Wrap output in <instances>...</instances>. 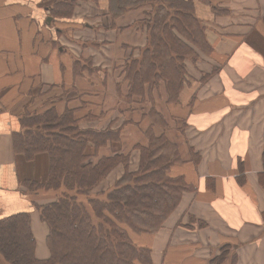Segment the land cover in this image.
Listing matches in <instances>:
<instances>
[{
  "label": "crops",
  "instance_id": "obj_1",
  "mask_svg": "<svg viewBox=\"0 0 264 264\" xmlns=\"http://www.w3.org/2000/svg\"><path fill=\"white\" fill-rule=\"evenodd\" d=\"M113 1L0 0V219L30 214L36 258L50 256L49 228L38 207L55 197L36 193L28 185L47 182L50 159L42 153L29 160L14 147L27 114H70L82 131L118 134L102 147L89 148L94 164L115 155L125 159L96 188L99 193L127 172L139 170L140 148L149 143L148 128L154 129L158 120L173 125L191 117L195 110L189 111V103L195 92L205 97L206 87L220 93L229 87L235 122L228 132L214 131L228 133L226 155L235 159L242 174H234L233 165L225 169L228 177L217 162L205 165L203 158L184 161L182 145L184 162L173 164L168 175L193 188L183 198L192 195V204L202 209L195 213L200 214L197 220L206 223L196 229H185L182 223L183 229H178L171 217L157 233L130 231V238L151 251L152 264H264V0H182L208 28L205 37L213 53L203 61L214 64L218 73L197 91L188 81L181 88L180 104L170 103L173 98L164 81L145 95L131 96L126 67L140 61L148 47L152 14L143 7L116 14ZM223 57L228 62L223 63ZM226 70L229 78L222 77ZM153 85L156 82L144 86ZM146 97L151 99L148 107L143 104ZM222 100V95H215L209 102ZM150 106L161 115H148ZM201 111L205 116L207 109ZM157 127V134L171 141L184 135L176 127L168 132L167 125L165 132ZM234 141L237 148L243 145L241 153L232 151ZM213 158L216 161L217 154ZM4 263L9 264L0 254V264Z\"/></svg>",
  "mask_w": 264,
  "mask_h": 264
},
{
  "label": "trees",
  "instance_id": "obj_2",
  "mask_svg": "<svg viewBox=\"0 0 264 264\" xmlns=\"http://www.w3.org/2000/svg\"><path fill=\"white\" fill-rule=\"evenodd\" d=\"M152 3L153 0L138 2L135 7ZM153 11L147 23L148 47L137 61L133 76L127 75L132 84L130 94L136 92L135 88L143 89L145 83L156 82L154 87L164 81L172 99L178 96L184 81L182 59L193 53L180 35H187L189 41L191 36L195 38L192 29L199 22L182 0H172L168 6ZM21 121L23 130L14 139L16 151L29 160L42 153L50 159L47 182L28 184L36 193L48 192L55 197L52 203L38 207L42 222L49 228L50 256L46 260L36 258L31 216L22 213L0 219V254L6 261L152 264L151 251L137 247L129 232L155 234L179 207L187 185L183 179L168 175L170 167L182 161L177 146L163 134L149 137V145L140 148L139 170L127 172L109 190L95 193L123 160L115 155L94 164L88 149L91 144L102 147L115 140V133L82 131L70 114H27Z\"/></svg>",
  "mask_w": 264,
  "mask_h": 264
},
{
  "label": "rangeland",
  "instance_id": "obj_3",
  "mask_svg": "<svg viewBox=\"0 0 264 264\" xmlns=\"http://www.w3.org/2000/svg\"><path fill=\"white\" fill-rule=\"evenodd\" d=\"M149 1L148 0H142V1H138V0H124V1L114 0L113 1L114 13H116V14L123 13L126 9L132 10L133 7H135V5L138 4V2L139 3H142V2L147 3ZM171 1L172 0H164V1L163 0H153V3L151 5H144L142 7L146 11H148L149 13L151 12V14H152L154 12L153 10L159 9L163 5L168 6V3ZM143 18L146 19V15ZM192 30H193V33H194V36L196 39L191 36L190 41L187 40V38H189V37H187V35L184 36V35L179 34L181 39H183L187 43V45L190 46L191 49H193V53L191 54V56L182 59L183 61L181 60L183 62V66L185 68V73H184V76L182 78V79H184V81H181L180 88L184 87V85H187L188 81H189L190 85L196 86L195 91H197V89L201 87L202 82L206 81L205 83H207L208 80L213 79L214 76L218 73V70L216 68H214V64H212V63L207 64V63H204V61H203L204 59L207 60L210 57H212V53H213V47L211 46V44L209 43V41L205 37V32H207L208 28H206L205 25L199 23ZM226 37L224 38V40L227 39ZM216 42L220 43V40L218 39ZM226 56H229V54H226ZM228 59L229 58H227V57H223V59H221V60L223 61V63H225V62H228ZM202 66H204V67H202ZM188 68H190L191 71ZM134 69H136V63L131 64L130 66L128 64L126 67V72L129 73L130 76H133L132 72ZM228 72L229 71L226 70V73L224 75H222V77L229 78ZM164 88H166V87H164ZM150 89L153 90L154 87L144 86L143 89H141L140 91L138 90V88L137 89L135 88L134 91H136V92L133 93L132 95L133 96H136V95L142 96V95H145L147 91H150ZM226 89H227V90H225L226 92L220 93L217 91L209 90V88L206 87L207 93H205V97H203V96L201 97L199 93L195 92L194 95L192 96V98H190V103H189V105H190L189 108L192 109V110L189 109V111L193 112V110H195V113L191 117L189 116V117H182L180 119H177L174 124L172 123L173 125H168L167 122L165 124L164 119L162 121L158 120L156 122V125L154 124V126H153L154 129L151 130V128H148V131H147L148 139H149V137H156V136L159 137L160 136V134H157V128H159V129H161V128L157 127V125L163 127V129H162L163 132H165L166 125L168 126L167 132L171 129L173 130V128L176 127L178 130H182V133H184L183 137L178 142L175 140L171 141L169 138H168V140L177 146L179 153H180V147H182V145H183L182 150L184 148H186V150L184 152L186 159H184V161L186 160V161H192V162L193 161L199 162L203 158V159H206V161L204 162L205 165L207 163L212 165L214 162H217L221 166V168H223L221 171V174H226L228 177H229V173H226L225 169H228L234 165V174H238V176H239L240 174H242V172L241 173L239 172L238 167L236 166L235 159L231 161L230 158L226 155L227 152H225L226 148H227L226 150L229 151V135H228V133L227 134H219V132L215 133V131H214V128H219V129L225 128L228 132L230 124L235 122V120H233L231 118L233 113L229 109L230 108V100H231L230 96H229L230 88L227 87ZM172 93H174V92H172ZM180 93H181V90L178 91V96L176 95V97H174L173 100L170 101V103L174 102V103L180 104V100H178ZM215 95H222L223 96V100L221 101V103L216 104V103H214V101L209 102L210 100L213 99V97ZM141 99H143V98H141ZM149 101H151V99L149 100V98L146 97L144 102L143 101L142 102H143V104H145L146 107H148L149 104L146 102H149ZM204 102H206V103H204ZM152 104H155V102ZM215 104H216V106H215ZM202 108L207 109L205 116L202 115V111H201ZM213 109H214V111H213ZM148 115L157 117V115L160 116L161 114H159L157 111H155V108L152 109V107L150 106ZM163 135H164V133H163ZM173 135H174V131H173ZM235 137H237V136H235ZM116 138H118V137L113 135V139H116ZM149 142H150V139H149ZM235 144H236V142L234 141L233 146H232V151L233 152L239 151V153H241L240 150L243 149V145L241 144L237 148L235 146ZM148 145H149V143H148ZM89 148H90V146H89ZM220 148L224 149V150H221ZM220 151L222 152V154L219 153ZM216 154H217V159H219V161H217V159H216V161H214L213 157ZM238 158H239V156H238ZM181 160H182V162H184L183 159H181ZM192 190H193V188L186 186V190L184 192V195L185 194L187 195V193L190 194L189 192ZM95 193H97V192H95ZM182 199H183V202L181 201L182 204L180 203V205H179V206H181L180 209L178 210V208H179L178 207L177 210L170 216L169 219H171V217H172V221L174 223L177 222L178 226H179V224L182 226V223H183V226L185 229H189V228L196 229L202 223H206L200 219L197 220V217L200 214H197L198 215L197 216L195 213L202 211V209H200L198 211L197 210L198 204L197 203H194V205L192 204V202H191L192 195L185 196ZM192 214H194V215H192ZM209 217L212 218V215H209ZM210 222L214 223L213 221H210ZM192 225H194V226H192ZM181 226H179L178 229H183ZM129 233H131V232H129ZM224 247H225V245H223L220 249H223ZM4 264H7V263H4Z\"/></svg>",
  "mask_w": 264,
  "mask_h": 264
}]
</instances>
